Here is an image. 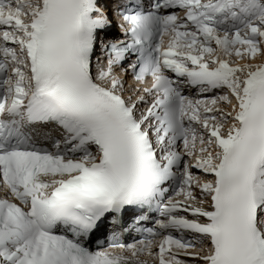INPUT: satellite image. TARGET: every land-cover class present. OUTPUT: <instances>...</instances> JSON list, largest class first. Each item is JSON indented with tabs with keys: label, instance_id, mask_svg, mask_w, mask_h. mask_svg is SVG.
Instances as JSON below:
<instances>
[{
	"label": "snow or ice",
	"instance_id": "obj_1",
	"mask_svg": "<svg viewBox=\"0 0 264 264\" xmlns=\"http://www.w3.org/2000/svg\"><path fill=\"white\" fill-rule=\"evenodd\" d=\"M115 14L0 0V264H264V0Z\"/></svg>",
	"mask_w": 264,
	"mask_h": 264
},
{
	"label": "bare ground",
	"instance_id": "obj_2",
	"mask_svg": "<svg viewBox=\"0 0 264 264\" xmlns=\"http://www.w3.org/2000/svg\"><path fill=\"white\" fill-rule=\"evenodd\" d=\"M105 1H106V0H105ZM111 5H112V1H111V2H107V6H108L109 9L111 8ZM106 13H107V11H106ZM105 37H109V38L114 39L111 33L105 34ZM263 62H264V56H263ZM244 63H245V60H241V61L239 62V64H240L241 66H242ZM254 63H256V61H255ZM143 259H148L149 264H153V261H152L150 258L144 257ZM186 264H200V262H199V261H193V260H191V259H186Z\"/></svg>",
	"mask_w": 264,
	"mask_h": 264
},
{
	"label": "rangeland",
	"instance_id": "obj_3",
	"mask_svg": "<svg viewBox=\"0 0 264 264\" xmlns=\"http://www.w3.org/2000/svg\"><path fill=\"white\" fill-rule=\"evenodd\" d=\"M255 61H256V63H254ZM245 63H251L253 65H258V64L264 63L263 62V56L258 57V58H256L255 60H252V61L245 60Z\"/></svg>",
	"mask_w": 264,
	"mask_h": 264
}]
</instances>
